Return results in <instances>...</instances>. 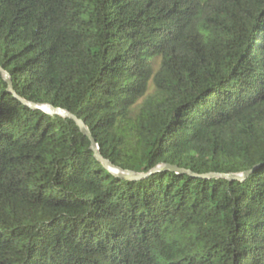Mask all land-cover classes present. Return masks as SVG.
<instances>
[{"label": "trees", "instance_id": "trees-1", "mask_svg": "<svg viewBox=\"0 0 264 264\" xmlns=\"http://www.w3.org/2000/svg\"><path fill=\"white\" fill-rule=\"evenodd\" d=\"M0 67V264H264V0H0Z\"/></svg>", "mask_w": 264, "mask_h": 264}, {"label": "water", "instance_id": "water-1", "mask_svg": "<svg viewBox=\"0 0 264 264\" xmlns=\"http://www.w3.org/2000/svg\"><path fill=\"white\" fill-rule=\"evenodd\" d=\"M0 74L3 76L5 82L9 86L10 90H12L13 84H12L11 75L1 67H0ZM30 107L34 110L43 111L49 115H59V116H63V117H66V118H69V119H72L73 121H75L77 126L80 128L82 134L86 138H88L89 141L91 142L90 151L92 153H94L96 159L98 161L102 162L106 169L110 170L115 175H118L121 180L140 181V180L148 178L150 175L155 174V173L166 172V171H174V172L179 171L178 167H176V166L175 167H173V166H159V167L155 168L150 174H138V173H135L132 171H124L120 168H116L109 161L103 159V157L100 154V148H99L98 144L96 143V140L93 138L91 131L89 130V128L87 127V125L85 124L84 121L74 117L73 115H71L70 113H68L67 111H65L63 109H55L54 107L49 106V105L30 104ZM180 172L181 173H188V172H184V171H180ZM249 174L250 173H246L243 175L230 174V175H221L220 177H223V178L229 179V180L243 181L244 179H246L249 176ZM209 177H218V175H210Z\"/></svg>", "mask_w": 264, "mask_h": 264}]
</instances>
